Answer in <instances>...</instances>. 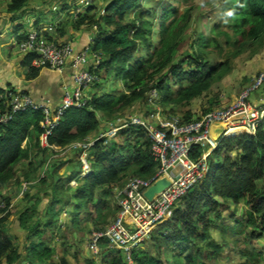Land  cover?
Wrapping results in <instances>:
<instances>
[{
  "label": "trees",
  "instance_id": "1",
  "mask_svg": "<svg viewBox=\"0 0 264 264\" xmlns=\"http://www.w3.org/2000/svg\"><path fill=\"white\" fill-rule=\"evenodd\" d=\"M4 1L6 12L16 14L30 9L32 0ZM143 1L93 0L77 14L78 19L70 15L68 21L55 25L54 36L47 34L59 42L69 22L74 29L84 26L91 30L96 26L92 31V51L103 57L96 68H90L99 81L87 93V103L65 111L47 137V147L40 145L43 112L28 108L12 113L8 95L15 90L0 88L4 94L0 98V114H12L6 122H0V201L4 204L0 208V264H127L122 250L109 248L106 243L99 254L92 256L82 252L79 243L73 252L74 263L71 262L67 249L70 243L63 241L62 251L58 252L56 238L60 234L56 231L60 227L56 219L71 207L65 227L76 230L74 235L78 237L84 230L91 234L92 230L105 229L116 218L119 207L114 201V187L124 186L131 177L151 179L160 166L143 129L123 127L112 140H95L88 150L89 172L81 179H78L81 160L74 162L77 167L69 156L64 162L54 161L50 171L46 169L40 178L42 183H49L50 191L49 197L46 195L49 200L42 206L45 220L40 213L43 199L39 195L17 218L18 228L25 233L23 241L7 232L6 222L14 209L9 208L11 197L1 189L21 183L19 167L23 166V179L29 180L57 150L96 137L133 104L144 103L151 89H156L160 103L169 107V113H177V106L184 109L180 117L183 121L197 119L187 107L209 92L230 70L229 57L217 60L224 43L231 42L229 31L240 46L232 55L248 49L255 53L264 45V0H217L223 11L227 10L229 21L198 28L189 50L182 54H177L178 38L192 24L193 0H174L186 6L182 12L180 6L173 4L162 10L155 40L152 37L156 12L142 11ZM43 3L45 6L46 2ZM200 21L196 19L193 23L198 25ZM25 36L17 37L18 44ZM24 54L26 77L32 79L39 68L31 65L32 53ZM108 76L120 80V91L115 88L104 91ZM217 104L218 99H210L204 113ZM239 133L219 141L207 158L203 178L174 203L148 240L132 251V264H222L223 242L227 246L231 240L229 230L242 235L245 243L260 238L252 229H264V118L254 133ZM201 153L202 148L195 146L190 157L196 160ZM69 164L73 166L66 174L58 175L61 166ZM72 180L78 182L74 188L70 185ZM57 205L60 207L56 208ZM231 206L234 212L243 206L244 214L240 218L231 214L233 224L228 226L225 211ZM214 231L219 232L222 242L213 237ZM238 254L245 257L243 264H258L255 255L261 256L248 250H240Z\"/></svg>",
  "mask_w": 264,
  "mask_h": 264
},
{
  "label": "built area",
  "instance_id": "2",
  "mask_svg": "<svg viewBox=\"0 0 264 264\" xmlns=\"http://www.w3.org/2000/svg\"><path fill=\"white\" fill-rule=\"evenodd\" d=\"M51 31L52 28L46 32L37 30L28 33L19 44V50L34 55L31 62L33 67L48 68L59 73L67 66L70 68L71 83L63 84L60 104L53 108L49 100L35 101L24 90H15L8 95L12 113L28 108L43 112L44 119L40 123L44 129L40 135L42 147L48 146L47 137L67 109L87 103L88 90L98 80L90 68L94 69L100 63V56L89 49L75 50L70 42L50 39L47 34ZM263 80L264 74H260L230 105L211 109L197 119L183 121L179 116L158 114L150 118L138 114L125 119L118 117L96 137L74 142L66 147L67 151L80 149L88 152L95 140H112L119 129L134 126L145 131L151 142L152 155L160 165L151 179L131 177L124 186L114 187L119 212L105 229L92 230L86 245L88 251L97 255L102 244L106 243L109 248L122 250L127 264H132V251L148 240L152 230L165 220L174 203L203 178L207 171V158L219 141L224 137L241 134L235 132L239 129L245 130L242 133L255 132L264 118V108L253 106L248 98L261 87ZM3 96L0 93V98ZM158 99L156 89L147 93V103L156 104ZM11 117L12 114L9 113L0 114V122H6ZM213 126L222 127L216 138L210 134ZM195 146L202 148V153L196 160L190 157ZM82 162L83 172L88 173L89 165L86 160ZM164 176L169 177L168 184L153 197H147V190Z\"/></svg>",
  "mask_w": 264,
  "mask_h": 264
},
{
  "label": "rangeland",
  "instance_id": "3",
  "mask_svg": "<svg viewBox=\"0 0 264 264\" xmlns=\"http://www.w3.org/2000/svg\"><path fill=\"white\" fill-rule=\"evenodd\" d=\"M93 0H32L30 1V7H38L34 10V12H43V17H40L38 15V18L36 16L32 17V21L30 20L27 23L24 22H14L15 20L11 18V15L7 14L6 12V2L4 0H0V54L3 55L5 58L6 54L10 51L9 45H4L5 41L7 40V37L10 38V43H15L14 46L18 47L19 50V44L17 37L21 35H27L28 33L32 31H39V30H45L48 31L52 28V31L56 24H59L64 21H68L69 16H74V19H78L79 16L77 14L79 12H83L84 9L91 3ZM96 1V0H95ZM99 3L104 0H97ZM45 3V6L43 5ZM183 3V2H182ZM181 4H178L177 1L174 2V0H144L143 1V8L142 11L152 10L153 12H156V21L154 23V30H153V37L152 39L155 40L156 38V29L158 27V17L161 15V12L164 8L167 6L173 4V6H180V12H182L185 7ZM193 6L195 7L193 9V18H192V24L186 29V31L180 35L178 38V46H177V54H182L189 50V46L191 44V41L194 40L196 37L197 30L201 29L202 26H212L215 22L220 21H229V16L227 10L222 9L221 3L219 1L214 0H193L192 2ZM39 5L41 7H39ZM44 7V8H43ZM172 7V6H171ZM48 8V10L46 9ZM41 10V11H40ZM103 11V10H101ZM151 11V13H152ZM52 13V14H51ZM42 18L45 20L42 21ZM16 19V18H15ZM197 19H201L200 23L194 24L193 22ZM24 23V24H23ZM70 26L72 27L71 23L69 22ZM37 25V26H36ZM17 27H21L20 30H16ZM84 27V26H83ZM73 28V27H72ZM82 27H80L81 29ZM85 28V27H84ZM199 28V29H198ZM228 29V27H227ZM27 30V31H26ZM73 30H76L73 28ZM96 30V26H93L91 31ZM26 31V33H25ZM67 32V28H66ZM231 36V42L230 44L224 43V49L222 54L219 56V61H223L226 57H229L230 59V70L229 72L224 76V78L218 82L215 83L209 92H207L204 96L194 99L189 107H187L188 110H190L194 117H200L204 114V109H206L209 106L210 99H218L219 104L212 106V109L221 108L223 106L230 105L239 95L240 93L251 86L255 80L259 77L260 74H264V45L259 48V50L255 53H251V50H241L238 55H232L237 50H240V46H238V43L235 41V35L229 31ZM53 34L55 35L54 31ZM66 34V33H65ZM53 35V36H54ZM65 36V35H64ZM63 39V38H61ZM221 41V37L219 38ZM202 40V39H201ZM223 41H221L222 43ZM3 43V44H2ZM223 44V43H222ZM2 46V47H1ZM94 46V36L92 35L90 38V45L88 48L90 51H92V48ZM4 47H7V50L4 51ZM2 49V50H1ZM19 52H21L19 50ZM94 52V51H92ZM96 53V52H94ZM100 56V62L103 60V57L100 55V53H96ZM215 58V57H213ZM90 59V56H89ZM172 80V79H171ZM99 81V80H98ZM172 84V81L170 82ZM94 84L92 85V89L94 88ZM4 88V87H3ZM104 91H109L110 89H117L120 91L122 89L121 83L119 79L114 78L113 76L106 77V81L103 84ZM102 88V89H103ZM16 89V88H15ZM14 89V90H15ZM7 91H12V88H6ZM258 92L262 93L264 95V80L259 89L252 92L249 96V102L253 105V101L257 100ZM257 104V103H255ZM254 106V105H253ZM257 106V105H256ZM255 106V107H256ZM260 104L257 106L259 107ZM169 107H165L160 103V98L157 100L156 104H149L146 101L144 103H135L132 107H130L128 110L123 112L119 118H126L127 116H131L134 114H138L141 117H147L150 118L151 116H156L157 114L159 116H170L175 115L181 117V113L184 109L176 106V112L175 114L169 113ZM104 128V127H103ZM101 129L99 134H101L104 129ZM98 134V135H99ZM68 154V155H67ZM52 155V154H51ZM66 156H69L72 158L73 163L76 162V160H86L87 164L88 159L90 158L88 152H83L82 150L79 151L76 150H66L65 148L61 150H57L53 156H51L46 162L44 163V167L37 171L35 174H31L29 180L23 179L22 172H23V166L18 168V175L21 177V183L15 184L12 183L10 185H5L1 191L4 195L10 196L11 204L10 209H14V212L11 214V216L8 218V221L6 222V226L8 227L7 232L11 235H15L18 237L20 241L24 240V232L18 228V216L28 207H30L36 200V196L39 195L41 197L42 203L40 205V209H42V206L49 200L46 198L49 197L50 191L47 190L49 188V183H42L40 178L45 175L48 171H50V165L59 159V162H64L66 159H68ZM58 162V161H57ZM72 164L69 165H62L60 170L58 171V175L64 176L66 172L69 170V167ZM73 166V165H72ZM78 165L74 163V167H77ZM82 170L79 171L80 176L78 179L83 178L87 173L83 172V162L81 165ZM90 169V168H89ZM46 171V172H45ZM78 184L77 180H72L70 182V185L72 188L76 187ZM47 195V196H46ZM45 197V198H44ZM114 201L116 202V199L114 197ZM4 204L0 201V208H3ZM44 207V206H43ZM60 205H57L56 208H59ZM243 206H239L236 208L235 212L233 211V207L227 208L225 211V224L226 225H232L233 221L231 219V214H233L236 218H240L242 214H244ZM67 210H64L61 215L56 219V222L60 229H57V233L60 235H57L56 238V245L58 248V252L62 251L61 244L63 241L66 240L67 243H70L71 245L67 247L68 249V259L74 263V250L76 246L79 244L81 246L82 252L92 256L87 249V240L90 235V231L84 230L85 233H78L75 236L74 233L76 230H67L65 227L66 218H68L67 212L71 210V207L66 208ZM42 219L45 220V217L43 216V209L40 210ZM1 216V214H0ZM229 230V229H228ZM254 234L256 236H259L258 239H253L252 241H249L248 243H245L243 240L242 235L235 234L234 232H231L230 230L227 232V234L230 236L231 240L229 241L228 245L226 246L223 242V259L222 264H243L246 259L245 257H241L240 254H238V251L240 250H248V253H261V256L255 255L256 261L258 264H264V229L262 227H258V229L253 228L252 229ZM64 235V238L61 239L59 236ZM213 237L219 241H221V236L218 231L213 232ZM146 248V243L144 244L143 249ZM59 254V253H58ZM99 260L98 256L95 257Z\"/></svg>",
  "mask_w": 264,
  "mask_h": 264
},
{
  "label": "crops",
  "instance_id": "4",
  "mask_svg": "<svg viewBox=\"0 0 264 264\" xmlns=\"http://www.w3.org/2000/svg\"><path fill=\"white\" fill-rule=\"evenodd\" d=\"M36 8L38 9V7L32 6L30 7V9H25L16 14H7L11 15V18L15 20L14 22L22 21L24 23H27L30 20L32 21V17L34 16L38 18V15L41 14L40 17H43V12H34ZM46 9L48 10V8ZM44 20L45 19L42 18V21ZM53 31L49 32V34L52 35ZM91 36L92 31L90 29L82 27L81 29L73 30V28L68 25L67 32L63 39H61L60 41L70 42L75 50H82L88 48V46L90 45ZM10 42V38L7 37L4 45H9L8 47L10 48V51L8 52V54H6L5 58L2 54H0V88H16L15 90H24L28 92L35 101L49 100L51 107H57L62 100L63 84L71 83L70 68L67 66L61 73L50 70L48 68H39V73L36 77L27 79L26 71L23 66V58L25 54L19 52L18 47L14 46L15 43ZM3 49L4 51H6L7 47H4ZM91 87L88 90V93L91 91ZM258 97L259 98L257 100L253 101V105L258 106L260 104L259 107H256L264 108V95L258 92ZM169 180L170 179L167 176L162 177L157 181L158 186L156 185L151 190H147V196L153 197L159 192L157 190L162 189L168 184Z\"/></svg>",
  "mask_w": 264,
  "mask_h": 264
},
{
  "label": "water",
  "instance_id": "5",
  "mask_svg": "<svg viewBox=\"0 0 264 264\" xmlns=\"http://www.w3.org/2000/svg\"><path fill=\"white\" fill-rule=\"evenodd\" d=\"M222 131V127H220V126H213L212 128H211V131H210V134H211V136L213 137V138H216L217 137V134L219 133V132H221ZM158 184V182H156L152 187H150L149 189L151 190L153 187H155L156 185ZM165 187V186H164ZM163 187V188H164ZM162 188V189H163ZM148 189V190H149ZM162 189H160V190H162ZM160 190H157V191H160ZM146 195H147V192H146ZM147 197H149V196H147ZM149 198H151V197H149Z\"/></svg>",
  "mask_w": 264,
  "mask_h": 264
},
{
  "label": "bare ground",
  "instance_id": "6",
  "mask_svg": "<svg viewBox=\"0 0 264 264\" xmlns=\"http://www.w3.org/2000/svg\"><path fill=\"white\" fill-rule=\"evenodd\" d=\"M245 130L244 129H239V130H236L235 132H244ZM158 186V185H157Z\"/></svg>",
  "mask_w": 264,
  "mask_h": 264
},
{
  "label": "clouds",
  "instance_id": "7",
  "mask_svg": "<svg viewBox=\"0 0 264 264\" xmlns=\"http://www.w3.org/2000/svg\"><path fill=\"white\" fill-rule=\"evenodd\" d=\"M229 15H231V13H229Z\"/></svg>",
  "mask_w": 264,
  "mask_h": 264
}]
</instances>
